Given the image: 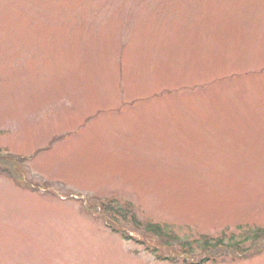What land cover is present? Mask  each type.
I'll return each instance as SVG.
<instances>
[{"label":"rangeland","instance_id":"obj_1","mask_svg":"<svg viewBox=\"0 0 264 264\" xmlns=\"http://www.w3.org/2000/svg\"><path fill=\"white\" fill-rule=\"evenodd\" d=\"M2 152L0 264H264V0H0Z\"/></svg>","mask_w":264,"mask_h":264},{"label":"trees","instance_id":"obj_2","mask_svg":"<svg viewBox=\"0 0 264 264\" xmlns=\"http://www.w3.org/2000/svg\"><path fill=\"white\" fill-rule=\"evenodd\" d=\"M118 212L121 213V211H118ZM123 217H125V216H123ZM145 231H146V233H151L154 236H158V235L161 236V235L164 234V231L159 228V225H154V224H151V223L146 225ZM164 236H165V234H164ZM259 238H260V234L259 233L257 235L255 234L254 237H253V241L257 242V240H259ZM167 239L164 237V241L166 243H164V242L163 243L168 246L171 243V241H169V240H171V238H167ZM160 241H161V239H160ZM217 243H219V244H217ZM217 243H211L209 241L206 242V244L204 246L205 253H208L206 256L198 257V255H197L196 256L197 258L193 257L192 260H184L183 262L186 263V264H203L206 260H208V258L211 255L213 256L215 253H218V254L213 256L212 258H214L216 256H219V255H222V254H225V255L238 254L239 251L241 250V247H240L241 244L240 243L236 244L237 247H234L231 244H225L222 239H219L217 241ZM219 245H221V247H219ZM228 250H229V252H233V253H225L224 252V251H228ZM230 250H232V251H230ZM155 256H157V258H159V259L166 258V260H171V261L178 260V258L173 256L172 254H169V256H162V257H158V255L155 254Z\"/></svg>","mask_w":264,"mask_h":264}]
</instances>
